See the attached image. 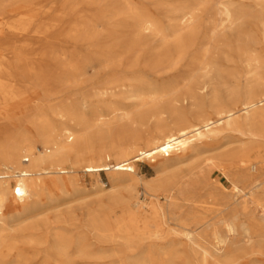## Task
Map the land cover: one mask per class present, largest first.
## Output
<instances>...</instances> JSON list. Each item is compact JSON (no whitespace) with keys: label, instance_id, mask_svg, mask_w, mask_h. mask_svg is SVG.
Returning <instances> with one entry per match:
<instances>
[{"label":"bare ground","instance_id":"bare-ground-1","mask_svg":"<svg viewBox=\"0 0 264 264\" xmlns=\"http://www.w3.org/2000/svg\"><path fill=\"white\" fill-rule=\"evenodd\" d=\"M148 2L0 0V264H259L264 233L240 213L264 212V0ZM117 23L120 43L104 42ZM153 42L158 61L189 69L181 95L117 77ZM85 91L127 93L136 114L89 115ZM109 116L124 136L103 133ZM146 160L157 175L135 178ZM103 172L108 189L78 214L69 187Z\"/></svg>","mask_w":264,"mask_h":264},{"label":"rangeland","instance_id":"rangeland-1","mask_svg":"<svg viewBox=\"0 0 264 264\" xmlns=\"http://www.w3.org/2000/svg\"><path fill=\"white\" fill-rule=\"evenodd\" d=\"M134 6H143L147 5L148 0H131ZM155 15L160 17V11H155ZM117 27L118 33L115 37L104 38V42L111 43L113 45L120 43L122 39V34H124V28L122 23ZM158 44L156 42L145 44L144 46H134L133 53L128 62H125L124 69L129 68L128 70L118 69L116 75L118 78L127 77L129 78V89H137L141 93H165L167 91H173V89H178L176 91L177 95L182 94V86L185 83V78L188 77L190 71L187 67L180 66L176 69H170L167 67L166 62L158 61L157 56ZM137 53H139L137 55ZM137 55V56H136ZM90 74H93L90 72ZM127 87V88H128ZM86 96L89 100L88 114L94 112L107 113L108 107H118L121 108V112L130 113V115H135L138 108V101L132 97L127 96V93H122L116 91L111 96H100L94 97L90 96V91H85ZM186 110H189L187 118L194 119V117L203 115L204 113L210 112L209 109H192L191 106H187ZM103 133L108 137H121L124 136V129H128V125L123 117L120 116H109L107 118L106 125L101 127ZM90 133L94 134L96 129L90 128ZM227 139H224L226 141ZM183 164L180 166H185L194 162L198 157L196 153L180 154ZM157 171L153 162L142 161L138 163L136 169L135 178H149L155 177ZM211 180L219 182L224 188V193L229 196L230 207H238L239 212H241L240 206L243 204V197L241 195L231 194L229 189L231 184L229 180L220 174L217 169H211L209 171ZM80 180L75 182L73 186H70L68 189V194L75 193L74 196L68 199L69 206L72 207L78 214L84 213L86 208L89 206L95 205L97 196L101 193L100 182H103V189H108V176L103 172L99 177V182L96 183L92 178L87 175H82L80 173ZM99 185V186H98ZM132 187V186H131ZM135 192L143 198V189L138 186L135 187ZM118 191L120 194H124V187L121 186ZM213 191V190H212ZM105 192V191H104ZM214 192V191H213ZM216 192V191H215ZM217 193V192H216ZM202 196L206 195L205 191L200 193ZM210 205L213 202L210 200L208 202ZM240 220L244 223L256 222L259 224V233H264V212L259 207H256L254 204L249 203L246 213H240ZM263 238V237H262ZM261 238V239H262ZM261 254L259 256V264H264V242L260 246Z\"/></svg>","mask_w":264,"mask_h":264}]
</instances>
